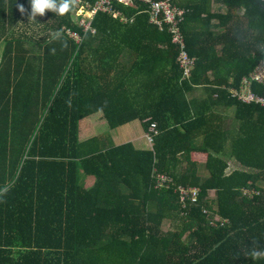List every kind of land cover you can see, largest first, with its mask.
Here are the masks:
<instances>
[{
	"label": "trees",
	"instance_id": "trees-1",
	"mask_svg": "<svg viewBox=\"0 0 264 264\" xmlns=\"http://www.w3.org/2000/svg\"><path fill=\"white\" fill-rule=\"evenodd\" d=\"M209 1L178 2L195 58L187 80L170 26L151 23L138 0H114L117 17L99 13L94 34L72 18L77 5L34 22L30 0H0V264H264L248 255L264 249V108L222 89L264 58V0H220L226 16ZM241 9L245 29L212 33ZM98 114L111 131L139 121L152 146L81 142ZM158 174L169 187H156ZM179 187L198 189L195 202L182 203Z\"/></svg>",
	"mask_w": 264,
	"mask_h": 264
},
{
	"label": "built area",
	"instance_id": "built-area-1",
	"mask_svg": "<svg viewBox=\"0 0 264 264\" xmlns=\"http://www.w3.org/2000/svg\"><path fill=\"white\" fill-rule=\"evenodd\" d=\"M113 1L114 0H97L95 5L83 4L79 0V12L81 13L79 17V25L83 27L85 32L95 33L96 30L93 28L92 23L95 17L99 13H109L113 16L117 14L113 11ZM124 2V0H115ZM142 4L147 5V12L150 16L151 23L163 27L164 24L170 26V32L173 34L172 41L179 47L178 63L183 71V79H189L190 71L194 65L195 58L190 57L187 51V45L185 37L180 30V25L185 19V10L178 7L179 0H138ZM75 38L80 39V37L73 33ZM189 76V77H188ZM258 84L264 87V59H262L256 66L255 70L250 76L243 79L242 85L239 88L223 86L222 89H226L232 97L237 98L242 103L245 104H261L264 106V97H261L256 92H254V86ZM216 96V95H215ZM155 126H152L151 132H153ZM146 139L150 145H152L153 137L151 134L146 136ZM172 180L163 174L157 175V186L156 187H169ZM180 191V200L184 203L187 200L195 202V198L199 193L198 189H185L179 187L177 189Z\"/></svg>",
	"mask_w": 264,
	"mask_h": 264
},
{
	"label": "crops",
	"instance_id": "crops-1",
	"mask_svg": "<svg viewBox=\"0 0 264 264\" xmlns=\"http://www.w3.org/2000/svg\"><path fill=\"white\" fill-rule=\"evenodd\" d=\"M127 1L128 0H125V2H127ZM208 4H209V11L211 14L221 15V16H226L228 14V10H227L224 2H222L220 0L219 1L218 0H210L208 2ZM244 13H246V11H244V9L233 11L231 14L234 18L237 19V22H234V24L232 23L231 25H229L227 30H226V28L225 29L224 28H218V29H213L212 33L215 34L216 36H219V35H222L226 31L229 32L230 30L238 29L240 26H241V28L245 29L247 24L245 21L246 19H245ZM20 22H22V21L19 20L18 25ZM211 24L213 27H216L219 25V21H216V20L212 21ZM234 25H235V27H234ZM230 28H232V29H230ZM216 36H212V37L218 38ZM215 50H216V52H218V54H221L222 45L221 44L216 45ZM210 76H213V75L210 73ZM195 95L198 98L205 97L206 94L204 92V88H202V87L197 88ZM227 114L230 115V111H228ZM86 126H88V130L85 133L84 129ZM103 135L109 136L110 140L114 143L115 146L124 145L127 143H132L137 149L143 150V149L148 148V146L145 142V139H144V130H143L141 123L139 121H135V122H132L128 125H125L116 131H111L109 129L107 122L105 120H103L102 114L94 115L92 117L87 118L86 120H84L82 122L81 127H80V141L81 142H85V141H88L90 139H93V138H96L99 136H103ZM8 160L9 159H7L5 162H8ZM231 165H232V167L237 166V164L235 162H231ZM198 172L200 173V175L203 178L207 175V172H206L205 168L203 167L202 163L198 169ZM84 183H85L86 188H91L93 183H94V179L91 177H85ZM211 193H213V192H211Z\"/></svg>",
	"mask_w": 264,
	"mask_h": 264
},
{
	"label": "clouds",
	"instance_id": "clouds-1",
	"mask_svg": "<svg viewBox=\"0 0 264 264\" xmlns=\"http://www.w3.org/2000/svg\"><path fill=\"white\" fill-rule=\"evenodd\" d=\"M79 3V0H30L29 20L36 22V17H43L46 12H52L56 16H64L70 13ZM18 11L24 14L26 9L23 5H18ZM255 244V242H253ZM252 260L264 259V249L253 246L249 252Z\"/></svg>",
	"mask_w": 264,
	"mask_h": 264
},
{
	"label": "rangeland",
	"instance_id": "rangeland-1",
	"mask_svg": "<svg viewBox=\"0 0 264 264\" xmlns=\"http://www.w3.org/2000/svg\"><path fill=\"white\" fill-rule=\"evenodd\" d=\"M118 2H120V1H118ZM179 2V1H178ZM120 4H127V2H125V0H124V2H120ZM178 5V4H177ZM179 7V6H178ZM76 11H74V15H73V19L77 22V24L79 25V17L78 16H80V12H79V6H78V4H77V6H76ZM78 15V16H77ZM115 18L117 17V16H114ZM67 33H68V36L73 40V41H77V42H79L80 41V39H77V38H75L72 34L73 33H75V32H71V31H67ZM75 34H77V33H75ZM94 34V33H93ZM78 35V34H77ZM79 36V35H78ZM38 38H39V36H38ZM1 49H2V44H1V42H0V51H1ZM1 56V55H0ZM0 59H1V57H0ZM262 59H264V58H262ZM257 66V65H256ZM253 73V72H252ZM252 73H250L248 76H250ZM189 77V76H188ZM258 95H260L261 97H264V94H259V93H257ZM248 105H252V104H248ZM254 105H257V106H260L261 108H264V106L263 105H261V104H256V103H254ZM230 115L232 116V115H235V111L234 110H232V111H230ZM98 126V125H97ZM142 126V125H141ZM87 130H88V126H86L85 127V129H84V131H85V133L87 132ZM144 136H145V133H144ZM145 139V138H144ZM148 144V143H147ZM152 146V145H151ZM232 168H234V167H232ZM228 172H230V170H228ZM211 192H213V193H211ZM209 198L210 199H213L214 197H215V194H214V191L213 190H210L209 191ZM216 219H220V217H216ZM163 230L164 231H168V230H175V228L174 227H172L171 226V223H170V221H165V223L163 224Z\"/></svg>",
	"mask_w": 264,
	"mask_h": 264
}]
</instances>
